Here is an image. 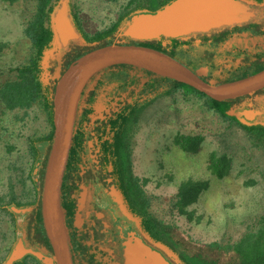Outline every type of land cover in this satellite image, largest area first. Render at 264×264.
<instances>
[{"label":"trees","instance_id":"16d2710c","mask_svg":"<svg viewBox=\"0 0 264 264\" xmlns=\"http://www.w3.org/2000/svg\"><path fill=\"white\" fill-rule=\"evenodd\" d=\"M171 1L131 0L112 25L90 34L83 28L80 15L74 11L69 0L70 16L81 38L63 48L55 37L52 24L54 13L61 1L36 0V11L24 30L25 37L32 42L34 54L28 64L17 68V78L7 81L0 88V98L12 109L16 107L27 109L40 99L50 110L53 122V97L61 75L80 56L114 42L153 47L168 53L189 66L203 79L214 84L236 80L264 68V12H260L251 21L241 25L223 27L187 37H161L145 41L117 37L133 14L141 11H156ZM246 1L253 4L264 3V0ZM236 35L243 36L244 42L240 43ZM99 75L102 76L98 82L87 92L90 83ZM106 75H109L112 86L104 90L102 86L105 84ZM90 83L86 86L80 101L73 145L62 184V210L67 216V221L72 224V237L76 250L88 260H92V257L86 254L88 244L91 243L89 238L97 236L98 227L103 228L98 230L103 233L105 239L108 238L105 223L99 212L108 211L107 208L112 204L123 216L118 223L123 224L125 232L130 229L136 230L147 243L159 249L173 264H219L216 260L186 252L176 240L173 226L151 213L150 197L144 188L146 180L133 171L134 128L140 121L147 101L160 92L183 89L185 93L205 99L207 104L223 118L244 128L254 137L264 139L263 115L258 116L256 120L246 121L237 113L244 108L261 109L264 106V88L236 99L218 101L207 97L190 85L132 65L109 67L95 76ZM53 136L54 123L51 135L42 139V145H47L46 148L44 147L43 181ZM201 140L200 136L191 134H181L176 137V143L186 150H196ZM40 152L41 149L37 153ZM215 154L212 163L217 176L221 178L228 169V157L227 155L217 157ZM92 184L98 185L102 190L99 197L101 201L95 204L96 211L90 220L83 226L81 224V228H76L75 222L84 217L79 209L77 196L82 197L84 191L82 185ZM205 186L206 183L191 180L182 183L178 193L179 201L182 203L180 211L192 214L194 211L189 212L185 207L196 200ZM41 201L42 196L29 203L31 206L29 211L16 213L23 217L25 222L18 237H23L27 246L52 253V246L43 225ZM112 232L118 237V229L115 226ZM209 246L235 252L237 254L235 261L228 264H264V224L257 233H248L239 241L228 244L216 241ZM95 247L104 250L99 243H95ZM29 257L43 264L32 255H27L15 263L25 262Z\"/></svg>","mask_w":264,"mask_h":264},{"label":"rangeland","instance_id":"374dc122","mask_svg":"<svg viewBox=\"0 0 264 264\" xmlns=\"http://www.w3.org/2000/svg\"><path fill=\"white\" fill-rule=\"evenodd\" d=\"M70 1L85 31L94 34L112 25L131 0ZM254 7L264 12V3ZM35 11L36 0H0V88L17 78L18 67L31 61L34 50L24 30ZM237 39L244 42L241 35ZM101 76L90 83L87 92ZM104 80L102 87L110 89L109 75ZM145 104L133 132L132 160L134 173L146 180L151 213L173 226L174 236L186 252L219 264L234 262L235 252L209 245L234 243L248 233H257L264 224V139L223 118L205 99L183 89L160 92ZM51 122L50 110L40 99L27 109H12L0 98V264H5L24 228L23 217L13 207L30 210L29 203L42 196L47 147L42 139L51 135ZM181 134L200 136L198 148L186 150L177 144ZM214 153L228 157V169L221 178L213 167ZM188 180L206 183L196 200L185 207L192 214L179 209V189ZM82 186V197H77L84 215L101 201L102 190L95 184ZM90 218L77 220L75 227L81 228ZM67 225L72 231V225ZM98 229L97 236L89 238L86 253L92 260L76 250L72 239L76 264H122L115 237L104 245L106 239ZM95 243L104 250L96 249ZM14 264L39 263L29 257Z\"/></svg>","mask_w":264,"mask_h":264},{"label":"water","instance_id":"95a60500","mask_svg":"<svg viewBox=\"0 0 264 264\" xmlns=\"http://www.w3.org/2000/svg\"><path fill=\"white\" fill-rule=\"evenodd\" d=\"M260 13L246 0H172L156 11H141L132 15L117 37L135 41L179 38L208 33L223 27L241 25ZM53 27L63 48L80 40L71 16L69 0H61L53 16ZM116 65H132L190 85L214 100H231L253 94L264 88V68L248 76L210 83L177 58L153 47L114 42L91 50L76 59L58 80L54 97V136L46 162L42 188L41 210L43 225L52 246V253L27 246L18 237L5 264H14L32 255L43 264H75L62 204V184L73 145L82 94L90 81L101 71ZM238 115L253 121L261 109L244 108ZM18 213L29 208L13 207ZM122 238L123 264H173L159 249L147 243L134 229L124 231Z\"/></svg>","mask_w":264,"mask_h":264},{"label":"flooded vegetation","instance_id":"af4514ba","mask_svg":"<svg viewBox=\"0 0 264 264\" xmlns=\"http://www.w3.org/2000/svg\"><path fill=\"white\" fill-rule=\"evenodd\" d=\"M73 184V183H71ZM110 204V203H109ZM115 205H117L116 203H114ZM111 205V207H110ZM109 207L107 208V210H101L99 213H100V217L101 219L104 221L105 223V229H106V232H107V236L108 238H106V241H105V244L104 245H107L110 241V237H115V241L113 243H115L117 245V251H119L118 255L120 256V258L122 259L121 262L123 264V255H122V247H120V245L122 246V238L120 237V226L121 228L124 229L125 231V228L123 226L122 223H118L119 219L122 218L123 216H121L117 211L116 209H114L115 206H113L112 204H110ZM94 207V206H93ZM81 210V207L79 208ZM90 209V211H86L85 214L83 216H92L94 215V211H96L94 208H88ZM87 209V210H88ZM82 211V210H81ZM82 213V212H81ZM65 219H66V216H65ZM67 219H66V225H67ZM70 223V222H69ZM72 225V224H71ZM68 226V225H67ZM116 227L118 229V237L115 235V233L112 232L113 230V227ZM68 229V233H69V242H70V246H71V243L73 242L72 239V231L69 230V228L67 227ZM92 231V229L90 230ZM71 234V235H70ZM109 234V235H108ZM118 238H120L121 240L119 241ZM72 241V242H71ZM74 244V243H73ZM72 249V247H71ZM73 254V252H72ZM118 256V257H119ZM73 260H74V263L76 264V259L74 258V254H73Z\"/></svg>","mask_w":264,"mask_h":264}]
</instances>
